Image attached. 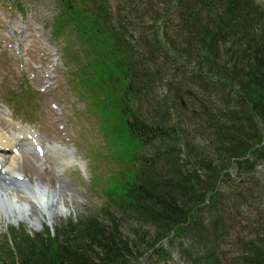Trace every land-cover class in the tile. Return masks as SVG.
Listing matches in <instances>:
<instances>
[{
	"label": "trees",
	"instance_id": "16d2710c",
	"mask_svg": "<svg viewBox=\"0 0 264 264\" xmlns=\"http://www.w3.org/2000/svg\"><path fill=\"white\" fill-rule=\"evenodd\" d=\"M83 1H92L93 5L84 7L80 5L82 0H61L66 18L58 19L64 25L79 24L75 25L83 31L79 35L86 37L90 46L82 54L91 55L89 60L96 67L107 74H120L123 95L115 105L116 117L124 116L127 138L132 141L127 160L126 154L119 156L126 164L123 169L117 168L124 186L112 197V213L101 206L96 213L79 217L76 222L71 219L54 231L45 225L44 231L33 236H5L7 247L0 252V264H131L133 258L147 253H151L150 258L153 253L154 258L168 259L170 249L175 248L187 264H264V181L255 174V168L264 162V148H260L264 143L260 124L264 105H255L253 123L246 125L244 120L252 119L249 104L255 102L251 98L257 99L251 94L253 88L264 87L263 6L257 0H175L176 5L182 2L186 15L200 24L191 30L194 36L177 45L179 61H197L194 77H204L202 68L210 70V77L227 85L237 80L242 87V92L231 87L227 91L231 101L227 99L222 105L220 117L207 111V120L201 119L195 126L187 124L193 140L199 142L198 149L191 151L190 143L181 142L184 138L170 111H161L159 105L154 109L158 114L147 121L126 105V99L131 105V99L141 101L158 87L157 72L142 57L136 42L128 39L133 33L130 24L142 19L141 2H126L116 9L118 19L107 20L111 14L104 13L107 7L103 2ZM197 2L206 12L204 17H197ZM145 9L151 10L143 13L145 18L152 19L141 24L157 35L160 12L149 3ZM99 21L104 24L95 30ZM99 43L108 46L101 48ZM120 49L125 52L120 53ZM216 59L222 69H209L207 64ZM111 97L119 101L117 95ZM199 135L204 136V142L197 139ZM119 140H123L122 135ZM130 160L131 167L126 162ZM233 173L241 181L234 184L230 197L236 203H250L246 209H226L219 202L212 203L211 197L219 192V176L224 181ZM202 174L216 175L215 183ZM244 213L253 217L252 225L244 231L238 252L228 258L224 245L239 233L238 225L236 228L230 219ZM125 221L133 225L132 236L123 233ZM246 237L251 244L244 243ZM143 264L150 263L146 260Z\"/></svg>",
	"mask_w": 264,
	"mask_h": 264
},
{
	"label": "rangeland",
	"instance_id": "374dc122",
	"mask_svg": "<svg viewBox=\"0 0 264 264\" xmlns=\"http://www.w3.org/2000/svg\"><path fill=\"white\" fill-rule=\"evenodd\" d=\"M99 1L107 7L104 13L111 14L107 20L118 19L116 9L126 2L131 4V0ZM138 1L143 5L139 14L142 19L130 24L134 34L128 39L136 42L142 57L157 72L158 87L141 101L131 99V105L126 99V105L147 121L158 114L154 109L159 105L161 111H170L184 138L181 142L190 143L193 151L198 149L199 142L193 140L187 124L195 126L201 119L207 120V111L220 117L222 105L227 99L231 101L227 91L230 87L241 91L242 87L237 80L229 86L215 76L210 77V70L202 68L204 77H194L197 61H179L177 45L194 36L191 30L200 26L186 15L182 2L176 5L175 0ZM257 2L264 8V0ZM146 3L160 12L158 37L141 24L151 18L147 15L146 19L143 14L151 11H146ZM91 4L92 1L82 0L80 5ZM198 7L199 2L195 8ZM196 12L197 17L206 15L202 8ZM58 16L66 18L61 0H0V135L6 143H0V252L7 247L5 236L24 233L33 236L44 231L45 225L54 231L71 219L76 222L79 217L96 213L101 206L103 211L112 213V197L124 186L117 168L126 166L124 161L130 156L132 141L127 138L124 116L116 117L115 105H119L123 95V82L118 81L120 74L103 72L89 60L91 55L82 54L90 46L86 37L79 35L83 32L75 27L79 24L65 22L64 25L59 23ZM103 24L96 22L94 29L100 30ZM99 44L101 48L108 46ZM217 59L207 64L209 69H222ZM114 84L118 88L116 93ZM253 89L251 94L257 99L251 98L256 104H249L252 110L248 114L252 119H244L246 125L255 121V105H264V87ZM181 95L188 106L185 111ZM260 124L264 130L263 119ZM121 135L123 140H119ZM203 137L199 135L197 139L204 142ZM125 154V160L119 157ZM261 159L264 160V152ZM126 162L131 167V160ZM255 174L264 181V162L255 168ZM207 175L214 184L217 176ZM207 175L202 174L204 179ZM220 179L219 176V192L214 190L211 197L213 204L219 202L226 209L238 210L251 205L243 200L236 203L230 197L234 184L241 181L238 175L233 173L227 180ZM230 220L236 228L238 225L239 233L224 245L228 258L238 252L240 239L251 227L253 217L244 213ZM132 226L123 223L124 235L132 236ZM244 243L251 244L250 237ZM150 254L133 258L131 264H143L146 260L150 264H187L177 248L170 249L168 259L154 258L153 253L150 258Z\"/></svg>",
	"mask_w": 264,
	"mask_h": 264
},
{
	"label": "bare ground",
	"instance_id": "6f19581e",
	"mask_svg": "<svg viewBox=\"0 0 264 264\" xmlns=\"http://www.w3.org/2000/svg\"><path fill=\"white\" fill-rule=\"evenodd\" d=\"M3 138H2V135H0V143H2V144H6V143H3ZM12 142L9 140V143L8 144H11ZM6 178H9V177H6ZM11 179V178H10ZM13 180H15V179H13Z\"/></svg>",
	"mask_w": 264,
	"mask_h": 264
},
{
	"label": "water",
	"instance_id": "95a60500",
	"mask_svg": "<svg viewBox=\"0 0 264 264\" xmlns=\"http://www.w3.org/2000/svg\"><path fill=\"white\" fill-rule=\"evenodd\" d=\"M181 103L185 106L186 109H188V106L186 105V103L183 100V96L181 95Z\"/></svg>",
	"mask_w": 264,
	"mask_h": 264
}]
</instances>
